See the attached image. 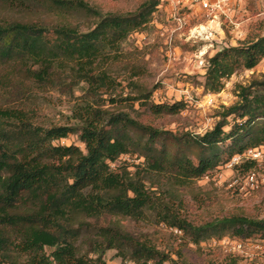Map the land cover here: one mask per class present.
Listing matches in <instances>:
<instances>
[{
	"label": "trees",
	"instance_id": "1",
	"mask_svg": "<svg viewBox=\"0 0 264 264\" xmlns=\"http://www.w3.org/2000/svg\"><path fill=\"white\" fill-rule=\"evenodd\" d=\"M161 1L102 14L82 0H0L20 17L0 20V86L16 77L70 95L84 86L72 124L36 129L25 111L0 108V264H105L110 250L120 264H186L179 253L173 258L134 238L119 219L177 230L180 243L197 248L224 238L264 239V219L229 215L193 225L180 213L181 194L203 176L248 149L264 150V76L237 86V101L201 136L160 131L114 108L137 103L154 116L185 109L182 101L153 103L152 90L114 96L119 83L109 66L120 61L125 40L144 32ZM78 15L83 22L74 23ZM262 60L264 36L217 50L207 60L203 91L219 93L238 70ZM69 135L83 150L53 144ZM122 155L140 163L111 169ZM254 166L245 162L235 172Z\"/></svg>",
	"mask_w": 264,
	"mask_h": 264
},
{
	"label": "rangeland",
	"instance_id": "2",
	"mask_svg": "<svg viewBox=\"0 0 264 264\" xmlns=\"http://www.w3.org/2000/svg\"><path fill=\"white\" fill-rule=\"evenodd\" d=\"M102 14L133 12L144 0H82ZM214 2L215 0H210ZM220 12L206 17L199 0H162L152 21L143 33L131 35L121 47L120 61L109 66L111 75L119 83L114 96L136 94L138 90L151 91L153 103L182 101L185 109L175 115L154 116L137 103L118 104L115 109L128 112L143 125L173 134L203 135L219 121L223 108L237 101V86H247L252 79L264 76V60L252 70H238L224 82L217 94L203 91V75L207 60L217 50L264 36V0H225ZM166 9V10H165ZM184 18L186 25H178L176 18ZM0 6V20L18 19ZM82 16L72 21L83 22ZM0 70V78L4 74ZM132 82V85H127ZM84 86L79 85L72 95L56 89L37 88L29 81L13 78L8 86H0V108L9 107L26 112L33 128L72 124L71 111L81 96ZM225 130L227 128L225 127ZM54 145L76 146L83 150L77 137L53 142ZM230 141L224 143V148ZM135 155H122L111 169L128 166L133 170L140 163ZM264 171V164L260 168ZM239 175L224 166L206 178L198 180L185 190L180 207L181 216L193 225H201L215 218L241 215L251 219H264V186L250 190L243 182H235ZM76 220H83L77 216ZM134 238L147 241L158 250L181 255L186 264H264V255L253 246L263 242L252 240L237 250L238 240L224 238L198 247L181 242V233L156 225L151 221L118 220ZM105 264H120L115 252L103 256ZM131 264V263H126Z\"/></svg>",
	"mask_w": 264,
	"mask_h": 264
},
{
	"label": "built area",
	"instance_id": "3",
	"mask_svg": "<svg viewBox=\"0 0 264 264\" xmlns=\"http://www.w3.org/2000/svg\"><path fill=\"white\" fill-rule=\"evenodd\" d=\"M226 1L225 0H215L211 2L210 0H199L200 9L204 12L206 17H211L215 15V13L220 12L222 8H224ZM178 23V25L185 26L186 22L184 18H176L174 19ZM140 161V159L138 160ZM245 162H253L255 166L244 172V173H237L239 177L235 180L237 182H243L246 186L249 187L250 190H257L260 187L264 186V171H261L260 168L264 164V150L262 149H248L241 154L234 155L228 163L224 165L226 169L234 170L237 166ZM111 165V164H110ZM207 175L203 176L201 179L206 178ZM200 179V180H201ZM175 233H179V231L174 230ZM223 240V239H222ZM220 241V240H214ZM264 243V239L260 240ZM249 242V241H247ZM236 248L239 251L242 249V244L246 243L243 241H239ZM254 249L258 250L259 254L264 255V244L262 247L253 246Z\"/></svg>",
	"mask_w": 264,
	"mask_h": 264
},
{
	"label": "crops",
	"instance_id": "4",
	"mask_svg": "<svg viewBox=\"0 0 264 264\" xmlns=\"http://www.w3.org/2000/svg\"><path fill=\"white\" fill-rule=\"evenodd\" d=\"M166 10V9H165Z\"/></svg>",
	"mask_w": 264,
	"mask_h": 264
}]
</instances>
